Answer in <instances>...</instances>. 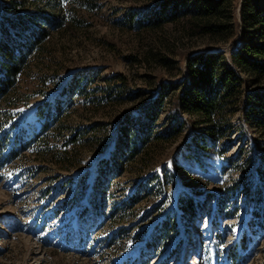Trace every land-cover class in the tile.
<instances>
[{
    "label": "rangeland",
    "instance_id": "1",
    "mask_svg": "<svg viewBox=\"0 0 264 264\" xmlns=\"http://www.w3.org/2000/svg\"><path fill=\"white\" fill-rule=\"evenodd\" d=\"M162 1L57 0L60 26L0 98V264H264V128L238 111L205 146L173 87L194 53L228 56L241 0H219L229 33L203 31L205 0H175L176 18L156 26ZM160 90L163 136L120 156V123Z\"/></svg>",
    "mask_w": 264,
    "mask_h": 264
},
{
    "label": "trees",
    "instance_id": "2",
    "mask_svg": "<svg viewBox=\"0 0 264 264\" xmlns=\"http://www.w3.org/2000/svg\"><path fill=\"white\" fill-rule=\"evenodd\" d=\"M4 1L13 12L0 18V98L10 95L23 68L29 65V55L34 48L38 52L45 49L50 29L60 26L63 19L60 10H54L57 0ZM159 5L150 16L154 25L161 26L176 18L177 1L163 0ZM199 11L205 18L203 31H232L229 22L220 21L225 14L219 0H205ZM240 17V36L228 56L220 49L194 53L186 59L187 78L173 86L178 91L177 101L181 109L194 116V122L203 125L205 132L202 136L208 137L200 140L205 146L208 139L215 143L232 132L230 118L238 111H242L244 119L251 125L264 128V87H242V73L252 74L255 82L264 79V1L241 0ZM79 83L80 80L77 87ZM66 90L71 91V88ZM165 95L167 93L160 90L142 109V116L136 120L126 118L120 123L115 152L121 156L124 151L120 148L125 146L128 155L133 156L143 144L163 136L155 132V123L161 114ZM116 163L115 160L111 163L114 168L118 167ZM255 171L264 181V159L255 165ZM263 195L264 190L261 191ZM216 200L221 201L218 197ZM261 205L264 216V203ZM180 207L184 210L192 204L181 199Z\"/></svg>",
    "mask_w": 264,
    "mask_h": 264
}]
</instances>
